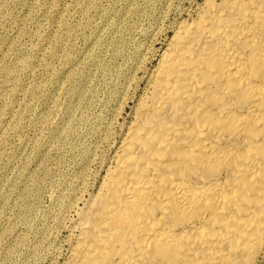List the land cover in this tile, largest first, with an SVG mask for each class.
Wrapping results in <instances>:
<instances>
[{
    "label": "bare ground",
    "instance_id": "1",
    "mask_svg": "<svg viewBox=\"0 0 264 264\" xmlns=\"http://www.w3.org/2000/svg\"><path fill=\"white\" fill-rule=\"evenodd\" d=\"M171 7L150 33L164 31L154 64L136 49L114 92L120 108L143 70L129 121L103 122L106 154L85 150L55 264H255L264 251V0H190L163 28Z\"/></svg>",
    "mask_w": 264,
    "mask_h": 264
},
{
    "label": "rangeland",
    "instance_id": "2",
    "mask_svg": "<svg viewBox=\"0 0 264 264\" xmlns=\"http://www.w3.org/2000/svg\"><path fill=\"white\" fill-rule=\"evenodd\" d=\"M189 1L172 0L163 28ZM163 2L0 0V264H32L41 243L48 254L39 264L61 259L71 225L62 216L70 186L87 150L111 149L112 141L102 140L103 122L129 121L143 70L120 108L114 92L127 82L139 49L147 48V67L160 53L164 31L150 33ZM255 264H264V251Z\"/></svg>",
    "mask_w": 264,
    "mask_h": 264
}]
</instances>
